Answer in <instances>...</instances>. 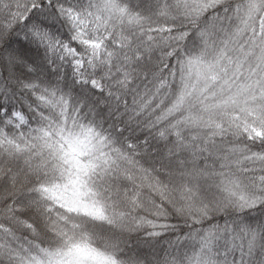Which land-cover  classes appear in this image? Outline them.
Instances as JSON below:
<instances>
[{
  "label": "snow or ice",
  "instance_id": "6c2138e0",
  "mask_svg": "<svg viewBox=\"0 0 264 264\" xmlns=\"http://www.w3.org/2000/svg\"><path fill=\"white\" fill-rule=\"evenodd\" d=\"M0 264H264V0H0Z\"/></svg>",
  "mask_w": 264,
  "mask_h": 264
}]
</instances>
